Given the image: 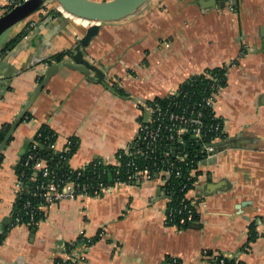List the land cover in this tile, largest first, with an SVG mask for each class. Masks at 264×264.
<instances>
[{"label":"crops","instance_id":"1","mask_svg":"<svg viewBox=\"0 0 264 264\" xmlns=\"http://www.w3.org/2000/svg\"><path fill=\"white\" fill-rule=\"evenodd\" d=\"M6 2L0 0V8ZM47 5L58 13L52 20L34 14L0 41L2 50L29 26L24 40L0 61V128L17 119L37 77L51 65L48 60L74 49L91 25L55 2ZM83 57L104 80L59 67L28 110L32 119L16 127L2 151L0 230L16 197L15 167L40 126L57 135L59 149L68 139L77 140L72 168L95 159L115 162L144 117L140 105L174 93L190 76L226 65L227 84L213 108L224 137L213 144V156L199 163L188 193L199 227L165 224L157 181L115 186L99 197L46 207L34 232L25 225L11 230L0 246V264H53L56 257L64 259L66 244L98 231L102 237L88 249L84 264H170L167 257L213 264L204 251L264 264V0H152L133 17L102 24ZM106 83H116L131 98L116 96ZM250 225L257 234L252 242Z\"/></svg>","mask_w":264,"mask_h":264},{"label":"built area","instance_id":"2","mask_svg":"<svg viewBox=\"0 0 264 264\" xmlns=\"http://www.w3.org/2000/svg\"><path fill=\"white\" fill-rule=\"evenodd\" d=\"M27 0H7L5 7L0 8V16L2 13L9 11L15 6L21 5ZM178 89L170 94L177 96ZM215 93H211L209 97L203 99L204 106L198 104H193L191 106H184L175 99H170L168 102L160 105L157 102H152L150 105L144 103L139 107L142 109L143 118L140 119L137 126V131L134 139L122 149L124 154L131 157L132 160L127 164L128 167H134L133 172L127 177L125 181L116 179L113 186L104 185L102 182L93 184L90 180L78 181L79 177L85 171L86 167L93 164V167L98 166H118L119 156L115 157V162L108 159H100L95 164L92 161L86 166L72 168L71 170L76 172L77 177L73 179H64L58 176L55 171L49 170L48 167L40 160L37 156L30 157L29 160H34V172L31 177L33 183H35L34 190L31 193V197L40 199L41 202L37 206V210L43 211L46 207L50 205H55L64 200H84L91 197H99L109 191L115 186H129L136 182L144 181H157L161 186H165L167 179L170 175H179L181 172L180 167L175 165L182 164L187 159V153H180L179 146L183 145L182 136H189L200 146V152L205 155L206 158H211L214 153L213 144L224 137L223 122L219 119L213 111L215 99ZM203 107H209L213 115V119L216 120L215 125L208 126L203 120ZM209 141L205 139L208 135ZM171 141V148L159 149V143L163 140ZM47 140H50L51 144L49 149L53 153H59V163L69 164L70 158L67 156L70 152L71 140H67L65 146L59 149L57 146V135L51 131L50 135L47 136ZM37 143H34V148ZM161 151L160 165L156 162H151L153 155ZM141 159L142 161L151 162L149 167L143 169L138 168L135 165V160ZM198 165L191 166L187 162V175L185 182L181 188L184 192L182 203L187 202V204L182 205L179 208H171L168 213H165L164 220L167 225L169 222L173 221L177 215L185 213L181 219L178 220L177 226H183L187 221H192L194 213H196V203L188 198V193L193 189L197 182L199 173ZM38 173V175H37ZM107 173L106 170H101L97 173V178L104 176ZM40 174V175H39ZM118 174V173H117ZM22 191V183L17 178L15 184V194H19ZM165 200V208L170 202L169 196L163 197ZM29 202L26 204L25 208H29ZM33 213H30L31 225L33 221ZM102 237V232H100ZM249 236V231H248ZM91 246L86 243H81L80 245L71 249L68 254H65V261H69L73 264H84L85 254ZM65 247H63L64 252ZM203 256L209 258L213 264H224L225 258L220 257L218 254L208 256L207 251L203 252ZM238 262V258H235ZM60 264V263H57Z\"/></svg>","mask_w":264,"mask_h":264},{"label":"trees","instance_id":"3","mask_svg":"<svg viewBox=\"0 0 264 264\" xmlns=\"http://www.w3.org/2000/svg\"><path fill=\"white\" fill-rule=\"evenodd\" d=\"M51 7L49 5H46L42 10L38 12V14L42 15H49L54 14L58 15V13H55V11H51ZM51 11V12H50ZM6 13V12H5ZM4 14V12L2 13ZM37 14V13H36ZM30 18V17H29ZM28 18V19H29ZM27 19V20H28ZM29 26L27 25L26 28H24L20 33H18L16 36H14L12 39H10L2 48L1 55H5L8 52L14 50L28 35L29 32ZM77 45V44H76ZM73 49H69L66 51H62L59 53L54 54L50 60H48V64H57L63 62L66 58L70 57L72 54ZM245 50H241L240 56L244 55ZM236 63H238L236 61ZM229 67L226 65H223L221 67L213 68V69H207L203 71L201 74L190 76L188 79H186L179 87L176 95H168L164 98H155L152 101L146 102V104L150 105L153 101L159 103L160 105H163L164 103L168 102L170 99H175L179 101L180 104L184 106H191L193 104H198L200 106H204L203 99L210 96L211 93L217 94L219 90L226 87L227 84V69ZM43 77H37L36 82L39 85L42 81ZM106 87H108L116 96L123 98V99H130V94L123 89L121 86L117 85L116 83H106ZM203 120L204 123L208 126L215 125L216 120L213 119V115L211 113V110L209 107H203ZM142 110V109H141ZM32 119L29 112L25 114L23 117L22 122H28ZM11 127V124H4L0 128V144L6 137L9 129ZM51 129L45 125H42L38 128L37 132L33 136L32 140L27 144L26 149L23 153V155L20 157L16 167H15V174L16 177L21 181L22 183V191L16 195L12 209L8 216L7 224L1 228L0 230V246L4 244L6 238L8 237V234L11 230H13L16 227L19 226H27L30 229H36L37 225L40 221L44 219V213L43 211L37 210V206L41 202L40 199L31 197V193L34 190L35 183H33L31 177L33 176V166H34V160H29L30 157L37 156L40 160H43V163L48 167L49 170L55 171V173L64 178V179H75L77 177L76 172L71 170L69 167H71L69 164L59 163V153H53L49 149V145L52 141L47 140V136L50 135ZM211 134L208 135V137L205 139L206 141H209V137ZM71 140V146H70V152L67 155L70 159L73 157V155L76 153L78 148V142L75 138H70ZM183 145L179 146L180 153L183 152L187 153V159L184 163L175 165L176 167H180L181 172L179 175H170L167 179V183L165 186L159 187L160 194L164 196H169L170 202L165 208V213H168L169 209L171 208H179L182 205L187 204V202L182 203L184 192L181 191V188L185 182L187 174V166H185V163H189L190 167L195 166L198 163H200L202 160H204L206 157L203 153L200 152V146L194 142L193 139L189 136H182ZM34 143H37L36 147L34 148ZM172 142L167 141L163 139L159 143V149L162 148H171ZM119 156V162L118 166H98L96 168L93 167V164H90L86 167L85 171L82 173V175L79 177L78 181H86L90 180L93 184H97L99 182H102L104 185L107 186H113L116 179H120L122 181H125L127 177L133 172L134 167H128L127 164L132 160L131 157H128L124 154L123 150L120 149L116 152L115 157ZM161 151L153 155L152 163L156 162L158 165H160L161 160ZM100 159H95L94 164L99 161ZM3 161V153H0V167ZM151 162H145L141 159L135 160V165L143 169L146 166L149 167L151 165ZM101 170H106L107 173L104 176H101L99 179L96 177L97 173ZM118 173V174H117ZM38 175V173H37ZM40 175V174H39ZM29 202L30 207L25 208L26 204ZM33 213V221L31 225H28L30 222V213ZM183 216H185V213L177 215L173 221L169 222L167 226H176L178 224V220L181 219ZM199 216L194 213L192 221H187L185 225L183 226H177L179 230H186L190 228H196L199 227ZM100 232L90 238L87 239L83 235H80L74 242L70 244H66L64 247V254H68L71 249H74V247L80 245L81 243H86L88 246L94 245L96 242H98L101 239ZM257 234L254 231V227L250 225L249 227V236H248V242H252L256 239ZM208 256L218 254L215 252L207 251ZM220 257L222 255L218 254ZM225 258V257H224ZM224 264H243L242 261L236 262L235 258H225ZM167 261L170 264H182L180 260L167 257ZM73 264L69 261H65V259L56 257L53 259V264Z\"/></svg>","mask_w":264,"mask_h":264},{"label":"water","instance_id":"4","mask_svg":"<svg viewBox=\"0 0 264 264\" xmlns=\"http://www.w3.org/2000/svg\"><path fill=\"white\" fill-rule=\"evenodd\" d=\"M151 1L152 0H108L97 2L93 0H27L0 16V41L7 31L38 13L50 2L57 3L63 12L77 19L91 23L86 29L85 34L74 47L70 57H68L71 61H63L61 63L51 64L47 67L41 83L37 86L33 95L30 97L17 119L11 125L6 137L1 142L0 153H2L5 146L10 141L14 130L22 122L23 117L32 106L38 94L42 91L47 82L57 73L59 67L78 71L90 81L102 82L104 80L102 71L84 59V49L89 45L91 40L98 35L102 24L114 23L133 17L142 11ZM53 17L54 15L49 14L47 19L52 20ZM2 57L3 55H1L0 50V61ZM27 68H30V65H28ZM91 73H93V76H91ZM136 184L139 185L140 182H136ZM6 222L7 221L3 223L4 226L7 224ZM32 232H34V229Z\"/></svg>","mask_w":264,"mask_h":264}]
</instances>
